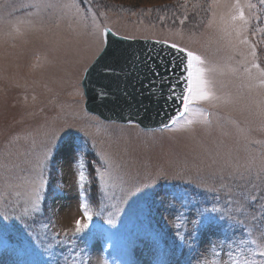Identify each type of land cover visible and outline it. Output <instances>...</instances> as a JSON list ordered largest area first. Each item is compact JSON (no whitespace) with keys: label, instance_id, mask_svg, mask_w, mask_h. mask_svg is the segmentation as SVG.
I'll return each mask as SVG.
<instances>
[{"label":"rangeland","instance_id":"rangeland-1","mask_svg":"<svg viewBox=\"0 0 264 264\" xmlns=\"http://www.w3.org/2000/svg\"><path fill=\"white\" fill-rule=\"evenodd\" d=\"M104 28L176 43L200 56L193 71L207 98L190 103L185 117L163 130L87 112L83 71L99 54ZM262 70V0H0V207L34 199L41 178L48 181L35 225L46 232L43 243L13 221L7 250L0 243V264H74L69 245L83 264H227L211 250L198 260L214 241L232 238L227 221L205 215L191 246L176 238L174 227L187 211L182 193L195 202L203 199L201 190L220 189L224 200L235 183L249 182L258 200L264 197ZM67 125L73 130L62 138L56 164L47 165L46 145ZM85 139L81 167L73 161ZM94 169L104 174L103 184ZM81 170L84 198H78ZM133 185L150 189L108 225L111 206ZM250 217L244 222L259 243Z\"/></svg>","mask_w":264,"mask_h":264},{"label":"snow or ice","instance_id":"snow-or-ice-1","mask_svg":"<svg viewBox=\"0 0 264 264\" xmlns=\"http://www.w3.org/2000/svg\"><path fill=\"white\" fill-rule=\"evenodd\" d=\"M264 3V0H262ZM240 18L243 19V12L240 14ZM115 36V33H111ZM109 32L105 30V39L101 41L102 47L98 49L99 55L94 57L93 61L84 68L83 80L81 86L87 88L88 81L91 77L96 76L94 91L95 96L93 99H107L112 95V86L116 78H123L127 80L128 77H135L133 87L136 84H140L141 88H146L147 92L153 98L159 96L163 101V106H166L170 101H179L180 107L176 109V116L170 117L169 121L172 125L176 123V119L183 116L184 112L188 110L189 104L199 100L206 99L207 93H199L197 89L205 82L200 76H194L193 61H200L201 57L194 55L192 51H188L179 47L176 43H169L167 41H155L149 42L153 44V47L146 51L145 54H129L126 51L117 54L113 50L112 45L115 44L119 49L120 42L127 37H120L118 39L109 42L107 39ZM155 45H159V50ZM182 54V63H177L176 53ZM109 58L115 59V64H120L121 60H124L127 64L126 68H121L117 71L114 64L108 63ZM259 68V64L255 65ZM146 68V72H141V69ZM179 71L181 74L186 73L184 78L186 87L177 95L175 86L172 83V79L180 80L179 76L175 73ZM201 70L197 69L199 73ZM264 71V70H262ZM144 77L146 83L141 80ZM104 81H107L105 83ZM121 94L130 98V93L127 87L120 89ZM139 91V89H137ZM143 93L141 92V95ZM125 123L136 124L139 122L131 119L130 117L124 119ZM190 122V121H189ZM169 124H164L163 127H168ZM70 130H73L72 125H67L60 131L58 136H53L52 141L46 145L45 161L47 165L54 166L56 164L55 158L63 150L62 138L66 135L70 136ZM81 133L80 130H76ZM88 147L85 139L84 145L76 152L73 163H79L83 167V156L85 155L84 149ZM94 155V153H93ZM97 179L101 184L104 182V174L99 169H94ZM87 179L85 172L81 170L79 172V192L78 198H84V182ZM249 182H237L233 185L232 190L226 193V199L221 200L220 189H212L210 192L208 189L201 190L200 195L202 200L192 199V196L187 192L182 193V201L186 199V203H182V207L187 209L183 212V225L174 227L176 230V238L181 241L185 246L193 245L198 236L200 235L201 225L205 215H214L218 221H227L228 225L234 231V235L231 239L223 240L218 239L208 246L206 250L201 252L198 260H203L208 251L211 250L216 255L223 254L228 258L227 264H264V207L255 208V204H264V197L258 200L257 196L247 187ZM48 181L41 178L39 186L34 190V199L30 195L24 202H16L4 207H0V243L4 244L7 250V245L10 242V235L7 234L6 228L13 221L18 222L23 226L26 234L35 241V243L42 244V236H46V232L42 233L37 231L35 225L38 223L37 217L42 215L44 209L42 208V201L44 197L40 194L41 191H45ZM150 188L145 186L144 188L133 185L128 190L124 191V195L119 199V204L111 206V211L108 212L107 224L114 226L117 223L116 217L124 214L130 200L146 191ZM154 189V188H153ZM19 195V194H18ZM30 205V206H29ZM222 205V207L220 206ZM175 208L176 206L173 205ZM84 215L88 220H92V214L89 211V206L85 200L83 204ZM259 212L260 217H257L254 213ZM103 213V209L98 215ZM251 213V227L255 228L260 233L259 240L251 238V231L249 226L245 224L244 219ZM176 214H180V210H176ZM260 222V227H256L257 221ZM77 223V232L82 231L80 228V221ZM45 229L48 225L44 226ZM87 227V226H85ZM239 237V238H238ZM154 242L158 239V236L150 237ZM22 247V244L18 241H14ZM63 243V241L61 242ZM50 246V245H49ZM73 252V262L79 259V250L72 245H69ZM13 251L15 249H12ZM79 264H83V260L79 259ZM222 264L224 262L222 261Z\"/></svg>","mask_w":264,"mask_h":264},{"label":"water","instance_id":"water-1","mask_svg":"<svg viewBox=\"0 0 264 264\" xmlns=\"http://www.w3.org/2000/svg\"><path fill=\"white\" fill-rule=\"evenodd\" d=\"M106 29L109 32V36L107 38L109 42L122 37L117 34L112 36L111 33L114 32L109 28H104L102 31L103 40L105 39ZM155 41L157 40L127 38L121 40L119 49L116 48L115 44L112 45V48L117 52V54L125 51L129 54H145L147 50L153 47V44L149 42ZM155 47L157 50H159V45H155ZM176 56L177 63L181 64L183 62L182 54L177 52ZM107 62L114 64L117 71H119L121 68L127 67V64L124 60H121L120 64L118 65L115 64L114 58H109ZM146 71V68L141 69V72ZM175 75L180 77L179 81H177L175 78L172 79V83L175 86V91L177 95H179L183 88L186 87L184 78L187 74H181L179 71H177ZM97 79L98 78L96 76L91 77L88 81L89 86L87 88L82 87L85 97V109L87 112L98 116L104 121L121 124H129L125 123L124 119L130 117L131 119L138 121V126L144 130L164 129L167 128L163 127V125L166 123L169 124V126L172 125L169 121V118L176 116V109L180 107L179 101H170L166 106L162 107L163 101L159 96L153 98L148 94L146 88H141L140 84H136L135 88L133 87L135 77H128L127 80H124L123 78H116L113 82L112 95L110 98L103 100L93 99L95 96L94 86ZM141 80L146 83V80L143 76L141 77ZM104 82L107 83V81ZM124 87H127V90L130 93V98L121 94L120 89ZM137 89H139V91H137ZM141 92L143 93L142 95ZM181 117L182 116L179 118Z\"/></svg>","mask_w":264,"mask_h":264}]
</instances>
